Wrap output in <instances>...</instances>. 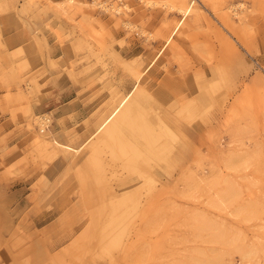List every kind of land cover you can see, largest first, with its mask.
<instances>
[{
    "label": "rangeland",
    "instance_id": "374dc122",
    "mask_svg": "<svg viewBox=\"0 0 264 264\" xmlns=\"http://www.w3.org/2000/svg\"><path fill=\"white\" fill-rule=\"evenodd\" d=\"M97 1L129 7L112 14ZM146 1L0 0V202L15 193V216L27 221L0 227V264H264V0L199 1L165 48L183 16L167 0ZM145 66L134 93L178 136L154 128L153 148L171 153L152 149L156 161L143 151L133 170L117 147L110 156L103 130L77 147ZM49 129L75 149L44 146ZM102 143L104 168L91 157ZM151 164L158 193H140L122 217L130 229L105 228L120 240L100 239L105 216L94 203L109 201L105 186L127 175L136 178L128 189L144 185L137 167ZM14 231L35 237L19 242Z\"/></svg>",
    "mask_w": 264,
    "mask_h": 264
},
{
    "label": "bare ground",
    "instance_id": "6f19581e",
    "mask_svg": "<svg viewBox=\"0 0 264 264\" xmlns=\"http://www.w3.org/2000/svg\"><path fill=\"white\" fill-rule=\"evenodd\" d=\"M199 1H201L202 4L206 5V3L209 0H198V1H196V0H169L168 1L167 0V1H163V3H162L163 6H165L168 9H175L178 13H180L183 16L182 19L179 18V19H177V20L174 21V24H173L170 32L165 37V42L163 44V47L164 48L170 43V41L172 40L173 36L177 33V31L179 30V28L182 26L183 21H184V18L186 16H188V15H190L192 13H195V12H197V11H199L201 9L200 8ZM146 3H148L149 5H156V4L159 3V1H157V0H147ZM95 4H99V6L101 8H104L105 10L110 11L112 14L120 13L122 6H124L125 10H127L128 7H129V6L127 7V4L126 3H124L122 5H119V4L117 5V4H114V3L105 4L103 2L97 1V2H95ZM124 24L125 25H129V24H127V22H125ZM153 56H155V55H153ZM156 59L154 58V59H152L150 61L151 62L150 63V66L155 62ZM146 66L143 67L139 71V75L136 78V85H135V87L131 91H127L125 93H122L118 97L117 100H113V98H115V96H116L115 90L113 91V93L111 94V101H110L111 104L109 105L110 109L108 111H106V109H105L104 111H106V112L103 111V114L100 115L97 118V121L95 122V123L98 122V126L96 128H94L93 131L90 134H88L89 136L87 135L88 137L87 138H84L83 141H81L80 144L77 147H80V146L84 147L86 144H88V143L90 144V142L92 141V138L94 139L98 135V133L103 130L107 134L109 140L112 143V146L110 148H108V150H109L108 152L110 153V156L111 157L112 156L113 157L114 156L115 157H118V155H116V150L118 148V150H117L119 152V157L118 158H121L122 159V162H120V164L122 163V164H124L126 166H131V167H133V170H134V167H136V162H137L136 161V158H137V156H140L141 154H144V152H147V153L150 152V156H152L153 154L156 156L155 152H153V154L151 153L152 152V149H153V151L154 150L158 151L157 150L158 148L157 149H154L153 148V147L156 146L155 143H154L155 146L152 145V143L154 142V138L157 139L156 140L157 142H158V139L161 136H164V134H165V136L167 135V137L170 136V138H174V139L178 138V136L176 135V133H174L169 128V126L163 122V120L158 116V114H155V116H154V113H153V116L154 117L151 116L152 114H150V116L147 117V112H150V110L145 111V105L143 104V102L145 100L144 99V95L142 96L141 99H138L136 97L137 93H134L135 90H136V86H138V83L140 81V75H141L142 71L146 68ZM141 93H143L142 89H141ZM203 97H204V95H203ZM156 103H157V101H156ZM185 109H187V108H185ZM152 111L153 110H151V113H152ZM36 117L38 118V120L37 119L36 120L40 124V127L41 128H46L47 127V124H46L47 121L45 120L46 119L45 113L42 116L37 115ZM154 125H156V126H154ZM155 127L157 128V131H158L159 136H160V131H162V132L164 131V133H161V136L159 138H156L155 135H154V130H155L154 128ZM157 131H156V133H157ZM47 135H48V137L46 136V138H45L46 140H45V145L44 146H46V147H53V145H57V146H61V147L67 148V149H75V147H71L68 144H64L61 141H59V139L55 138V134L52 133L50 129L47 131ZM161 145L163 146L165 144H161ZM170 145H172V144H170ZM100 146H101L100 149H95L91 153V157H93L95 164L99 165L101 168H104V166H105L106 163L104 164V162H103L104 160L100 157L101 153L104 150V143H102ZM162 146H161V149H159V151H162V150H164L166 148L165 146H163L164 147V149H163ZM167 146H168V144H167ZM156 147H158V146H156ZM173 147L170 146L169 148L172 149ZM84 148H86V147H84ZM143 148L144 149H148V150L145 151V150H143ZM181 148H182V146L180 147L179 150H177L176 153H174L176 157H178L181 154ZM76 150H74V151H76ZM169 152H168V150H167L166 153L162 151V153H165V154H167ZM104 153L106 154L107 152H104ZM145 156H147L146 153H145ZM157 157L158 156H156L155 159ZM163 157H164V160H165V157L166 156L163 155ZM146 158H144L145 160H143V161L144 162L147 161V162H145L147 164L149 163L148 159L149 160H152L153 159V158H150V157L148 159H146ZM159 158L162 160V157H158L156 159V161ZM165 162H167V161L165 160ZM232 162L233 161H231V163ZM155 164L158 165L157 163H155ZM166 166H167V164H166ZM234 166H235V164H234ZM123 167H125V166H123ZM150 167H152V164L147 169H139L138 170V167H137V171H139L138 173L145 178L144 180H142V183L144 184V183L147 182L144 185H138L136 187L134 186L135 188L133 187L131 189H128V188L132 187V185L134 184L133 181H135L136 178L135 177L128 176V175L127 176H119V173H118L119 179L115 182V184L110 182V183H108L107 186H105V188L107 190L106 193L108 192V195H106V197L110 201V208L109 207H107L108 209L102 208V206L104 205L105 201H107V200L106 199H101L102 201L101 200L100 201L102 203H100V202H99L100 204L97 203V202L94 203L95 204V207L96 208L98 207V209H96L93 206L94 204L92 203L93 201H95L93 199L94 196L91 198V200L93 199V201L92 202L90 201V202L92 203L91 206H93L95 208L94 211L99 210V212L98 211L97 212L100 213V215H104L105 216V221H104L105 225L103 227L104 229L101 230L100 233H99L100 239H102V238L108 239L109 238V241L120 240L122 238V234H121L122 232L121 231H119L120 234H118L115 231L117 234L114 233L113 235H111L112 234L111 230H105V228L108 227V226H111L112 224H114V226L112 227V229L115 228V226L117 227L118 225H121L122 230H124L126 227L129 226V223L126 220H124L122 217L131 208H133V207L135 208L136 206L138 207V205L141 202V200H140L141 199L140 198V193H144V192H146V193H156L158 191L157 190L156 192H154V187H155V182L157 181L156 175H157V173L158 174H161V172L159 170H156L154 167L152 169ZM162 169L164 171L165 168H162ZM131 170H132V168H131ZM135 170H136V168H135ZM112 172L115 173L117 171L114 172V170H113ZM142 176H141V178H142ZM111 179L112 178H110V180ZM98 180H99L98 183H100V179H97V181ZM139 180L137 179V181H139ZM143 181H145V182H143ZM147 184H148V186H147ZM102 187L104 188V186L101 185V187L98 188V189H102V192L101 193H104L103 192L104 189ZM95 188L96 187H94V190H95ZM92 189H93V187L91 188V190ZM98 189H97V191L95 193L98 192ZM159 189H163V187H161ZM88 190H90V187L87 189V191ZM90 191H88L86 193V195H88V197H90V193H91ZM226 192L227 191H225V194H227ZM161 193H163V192H161ZM223 195H224V193H223ZM16 197L17 196H15V194H14L13 197L11 198L13 202L12 201L11 202H7L8 200L7 201L5 200L4 201V204H2V202H0V227L1 228L2 227H6V226H8V227L21 226L22 223H24V222L27 223V221L25 220L26 218H24L22 220L17 219L16 216H15L14 210L11 209L12 206H13L12 204L15 203L14 202V199L16 200ZM149 197L150 196L148 195V198ZM221 197H223L222 194H221ZM87 200H88V198H87ZM109 201H107V202H109ZM98 205H100L101 207H99ZM146 205L147 206H146V209H145V213L147 214L149 212V210H150V205H149V203L146 204ZM18 206H20V204ZM56 211L57 210H55V209L43 210L41 212L42 214H40L37 218H35V217L30 218L29 224H32V223H34V224L42 223L43 221L47 220L49 216L52 217V215L55 214ZM91 211H93V210H91ZM100 218H101V216H100ZM100 221L102 222L101 219H100ZM125 232H126V235H128V236L130 235L128 229L125 230ZM0 236H1V234H0ZM219 237H220V235H219ZM65 238H66V236L60 235L58 240H63ZM263 249H264V247H263ZM263 249H260V250L264 251ZM235 253H236V251H235ZM237 253H238V251H237Z\"/></svg>",
    "mask_w": 264,
    "mask_h": 264
},
{
    "label": "crops",
    "instance_id": "0c3cea01",
    "mask_svg": "<svg viewBox=\"0 0 264 264\" xmlns=\"http://www.w3.org/2000/svg\"><path fill=\"white\" fill-rule=\"evenodd\" d=\"M15 193H13V195H14ZM12 198V197H11ZM22 202H23V200H22ZM13 206H12V210H14V212H15V214H17V215H20V211H19V207H21V206H17V205H14V204H12ZM43 211V210H42ZM42 211H40L39 213L37 212V211H35L34 212V215H33V217H35V218H37L40 214H42L41 212ZM16 215V217H17V219H19L18 218V216ZM26 218V217H25ZM31 218H32V216H31ZM26 220V219H25ZM24 223H26V222H24ZM24 223H22V225L21 226H25L24 225ZM33 224V226L34 225H36V224H34V223H32ZM32 224H29V225H32ZM64 236H66V238H67V234H65ZM34 237H35V235H32V234H25V232H15L14 231V239H16L17 241H22V240H25V239H34ZM40 239H42V238H37V241H39ZM36 241V240H35ZM36 245H38L39 246V242H37V244Z\"/></svg>",
    "mask_w": 264,
    "mask_h": 264
}]
</instances>
